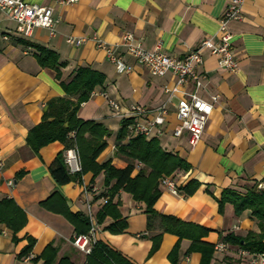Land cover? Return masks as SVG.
Wrapping results in <instances>:
<instances>
[{
	"label": "crops",
	"instance_id": "1",
	"mask_svg": "<svg viewBox=\"0 0 264 264\" xmlns=\"http://www.w3.org/2000/svg\"><path fill=\"white\" fill-rule=\"evenodd\" d=\"M25 1L52 7L58 23L54 35L49 30L36 29L30 37L23 38L15 34L16 24L0 11V157L4 163L0 173V201L12 199L27 219L16 234L17 242L13 241L8 226L0 221V264H42V260L33 259L42 256L49 245L56 247L57 261L68 258L71 264H85L88 254L73 245L76 232L68 216L77 213L86 216L88 200L96 218L105 203L100 197L107 191L104 174L93 179V173L88 172L82 184L58 185L49 167L58 153H64L63 144L52 142L36 155L27 145L29 131L42 121L49 101L66 97L61 82H70L80 68L97 71L105 76L104 85L95 88L92 98L81 105L77 117L93 120L108 129L107 148L96 162L110 161L115 168L125 169L127 162L116 155L122 120L111 111L104 95L126 106L137 104L155 109L165 102L163 87L171 86L173 78L170 73L163 78L152 76L126 53L121 45L123 36L131 33L146 50L160 47L170 57L183 58L206 37L218 40L219 21L230 0H76L69 5H61L62 0ZM242 9V19L228 23L237 70L225 71L217 65V58L209 54L204 55L203 65L198 69L204 83L200 97L207 101L217 97L199 143L190 147L187 133L180 138L172 134L178 126L177 97L168 105L169 124L165 132L149 137L157 139L163 150L177 154L189 165L187 171L178 170L172 176L178 189L191 181L199 184L188 196L181 191L173 195L159 184L155 211L211 229L202 240L214 246L223 244L222 238L227 234L245 237L249 232H260L250 210L236 215L228 203L221 214L216 200L224 189L244 192L251 186L264 187V0H245ZM7 33L9 41L2 38ZM92 35L111 46L130 72L119 74L104 51L91 40ZM69 36L86 40L81 46H74L66 43ZM27 44L58 55L62 65L60 80L55 70L40 66L34 56L36 50ZM129 141L125 138L124 144ZM142 168L143 165L136 163L132 176ZM20 172L24 174L17 178ZM84 187L95 192L86 196ZM117 194L114 202H118L127 228L122 234L99 230L95 241L118 251L132 264H171L168 256L178 238L164 234L159 249L149 256L153 246L151 237L162 232L159 220L152 219L149 224L142 211L143 203L135 202L125 191ZM111 221L108 217L105 224ZM139 234L147 238H139ZM27 236L35 240V245L23 257L20 252L28 244ZM191 243L187 239L181 241L177 264L201 263L199 252H188ZM225 244V251L214 250L209 264H248L240 257V251L246 249Z\"/></svg>",
	"mask_w": 264,
	"mask_h": 264
},
{
	"label": "trees",
	"instance_id": "2",
	"mask_svg": "<svg viewBox=\"0 0 264 264\" xmlns=\"http://www.w3.org/2000/svg\"><path fill=\"white\" fill-rule=\"evenodd\" d=\"M33 47L34 54L41 67L51 68L56 71V78L60 80L61 73L58 55L49 49L40 46ZM105 76L89 68L78 69L70 82H61L66 97L55 98L48 102V109L43 114L42 121L34 126L28 133L27 145L34 154L38 155L40 150L52 142H60L64 146V151L76 147L80 158L81 171L71 173L67 168L63 152L57 154L55 160L49 167V172L53 181L58 185H66L71 182L82 184L83 176L93 173V179L99 174H104L103 184L107 191L100 195L105 200L104 205L96 215V223L100 230L108 231L112 234H122L127 228L126 219L118 209V202H114L119 191H125L137 203H143V213L150 220L158 219L162 232L151 237L153 242L149 256H152L159 248L163 235L171 234L178 238L175 246L171 250L168 258L171 264H177L179 260V247L182 240H190L191 246L188 252L197 251L201 254L200 264H209L215 246L204 242L202 239L211 229L187 223L173 216L159 214L154 209L155 202L160 197L159 184L164 177H170L178 170L187 171L189 165L177 154L166 152L160 147L157 139L147 141L142 136L130 139L127 144L124 140L127 134V121L121 122V129L116 139V155L127 162L125 169H117L107 161L102 164L96 162L97 158L107 148L105 138L109 136L108 129L102 124L93 120L83 121L77 117V113L83 103L89 101L92 92L97 86H103ZM143 165L139 172L133 175L135 164ZM24 173L17 174V178ZM199 184L191 181L186 186L178 190L186 196L192 195ZM209 191V190H207ZM211 194V192L209 191ZM219 205V212L222 214L226 204H231L236 215H240L246 210H250L253 218L259 223L260 232H249L245 237L227 234L222 238L224 243L238 245L252 253L264 252V190L257 186H251L244 192L235 189H224L221 197L216 199ZM112 219L110 224H105L106 218ZM70 223L73 224L76 235L88 234L91 223L82 213L69 215ZM0 221L5 223L13 233V241L17 242L16 234L20 232L26 224V214L17 206L12 199L0 201ZM148 226L150 227V225ZM148 227V229H149ZM139 238H147L145 234H139ZM28 238V244L20 252V256H28L35 245V240ZM42 256L33 259L37 262L42 260V264H71L68 258L57 261V249L49 245ZM85 264H132L118 251L111 249L101 241H95L91 252L87 255Z\"/></svg>",
	"mask_w": 264,
	"mask_h": 264
},
{
	"label": "built area",
	"instance_id": "3",
	"mask_svg": "<svg viewBox=\"0 0 264 264\" xmlns=\"http://www.w3.org/2000/svg\"><path fill=\"white\" fill-rule=\"evenodd\" d=\"M245 0H230L223 16L219 21L218 40L214 37H206L200 45L183 58H173L160 50L158 47L154 51L146 50L142 44L135 39L131 33H126L122 38L121 45L126 53L132 57L139 65L144 66L154 77L163 78L168 73L172 75L173 84L164 86L166 95L165 102L155 109L132 104L124 105L120 101L104 95L109 108L122 121H127L126 139L130 140L137 136L145 139L151 136L162 135L168 126V105L173 97L178 98L176 105V120L178 126L173 128L172 134L176 138L187 133L188 144L195 147L201 140V136L206 124V120L213 111V105L217 101L216 96H212L210 101L200 97V92L204 89L202 75L198 69L203 65L204 55L209 54L217 58L220 68L227 72L237 70V59L235 58L232 45V35L228 30V23L242 19L243 4ZM76 0H62L61 5H69ZM0 11L6 13L16 24L15 34L19 37L28 38L36 29L49 30L51 35L56 33L58 20L54 18L52 7H41L28 4L25 0H0ZM3 40L9 41L10 35L4 34ZM86 38L67 37L66 43L74 46H81ZM91 40L96 47L103 50L107 60L112 63L119 74L130 72V68L118 57L114 49L107 45L105 41L92 35ZM76 147L64 151V162L71 173L81 171L80 158ZM4 163L0 157V173L3 171ZM160 185L173 195H179L180 191L174 180L170 177H163ZM261 189L264 188L259 186ZM93 188L84 187L83 193H94ZM105 201V200H104ZM86 217L91 223V228L86 235H76L73 238V245L81 251L89 254L92 245L95 243V234L100 230L96 223V218L92 212V205L86 201ZM227 249V244L218 243L215 250L223 252ZM240 257L248 264H264V252L252 253L248 250L240 251Z\"/></svg>",
	"mask_w": 264,
	"mask_h": 264
}]
</instances>
